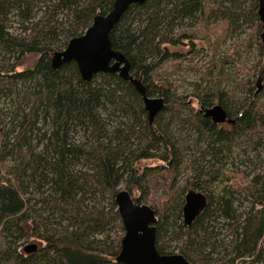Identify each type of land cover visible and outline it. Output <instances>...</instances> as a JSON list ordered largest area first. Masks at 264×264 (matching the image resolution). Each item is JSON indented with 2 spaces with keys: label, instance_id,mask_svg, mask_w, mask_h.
Segmentation results:
<instances>
[{
  "label": "trees",
  "instance_id": "1",
  "mask_svg": "<svg viewBox=\"0 0 264 264\" xmlns=\"http://www.w3.org/2000/svg\"><path fill=\"white\" fill-rule=\"evenodd\" d=\"M112 4L0 0V264H123L115 260L124 234L115 203L121 189L155 211L159 253L172 254L168 242L191 264H264V171L244 179L220 164L238 141L264 142V111L248 99L249 82H238L245 95L233 101L221 73L213 80L211 69L197 68L205 84H193L196 108L161 76L167 62L186 59L168 46L191 45L195 55L202 31L219 41L242 22L256 35L258 0H143L125 11L109 37L147 96L163 98L151 123L139 92L116 73L84 81L73 61L51 67L52 54ZM27 55L37 56L34 65L19 70ZM3 97L14 105L1 107ZM214 105L223 120L205 113ZM150 159L164 165L139 166ZM190 168V181L180 185L177 178ZM189 184L208 204L186 226ZM213 184L223 185L215 191ZM239 194L249 200L243 210ZM218 218L228 226L227 242L212 232ZM30 238L37 250L19 251Z\"/></svg>",
  "mask_w": 264,
  "mask_h": 264
},
{
  "label": "rangeland",
  "instance_id": "2",
  "mask_svg": "<svg viewBox=\"0 0 264 264\" xmlns=\"http://www.w3.org/2000/svg\"><path fill=\"white\" fill-rule=\"evenodd\" d=\"M253 23L259 26V31L256 35V28L254 30L250 23L244 24L242 22H239V26L236 27V30L231 27L228 34L219 41H216L215 36L212 35L210 37L207 35L205 31L200 32L194 40V48L200 49L195 55L188 52L192 48L191 45L168 46L169 51L181 52L186 57L182 62H167L165 66L166 70L161 73L162 77H168L171 83V92L185 96L187 101H190L194 107L199 108L200 104L195 98L196 93L193 84L199 82L205 84L204 81L200 79L204 74H202L203 72H200V70H197V68L204 71V69L208 67L212 71L211 77L213 80H217L220 73L222 74L220 76L223 80L222 86L226 87L231 92L230 96L233 101L245 95L246 89L238 82L248 81L249 85L247 84V89H251V94L248 96V99L256 103V106L264 111V43L260 39L261 22L258 19ZM210 28L216 30L218 26L216 24H211ZM36 59V55H27L23 59V65L19 70L31 68ZM178 66L179 68L175 69ZM13 105L11 97H3L1 99V107L9 109ZM220 164L223 166H219L228 172H242L245 176H243L244 179L260 173L264 171V142L257 144V142L251 143L248 140H240L233 148V153L227 158L221 159ZM160 165H164V163L156 159L145 160L139 164L141 168ZM190 171L191 168L182 172L176 181L180 185L190 181ZM222 185L223 184H213L211 187L216 191L219 190ZM190 189L196 190L189 184L185 194ZM162 194L163 190L159 189L155 195L158 197L162 196ZM143 195L149 196L150 193L145 191ZM243 196V194L236 196V206L240 210L249 206V200L244 199ZM131 197L135 201L137 194L132 193ZM181 223L183 224L182 218ZM212 226V232L217 240H224L227 242L228 240L225 239L229 238V230L225 221L218 218L213 222ZM32 242H36L38 245L40 244L35 239L30 238L21 242V246L18 250L22 252L23 246ZM166 244H169L170 247L174 249L172 254L178 252L175 249L177 243L167 242ZM43 245L44 243L41 244V246Z\"/></svg>",
  "mask_w": 264,
  "mask_h": 264
},
{
  "label": "water",
  "instance_id": "3",
  "mask_svg": "<svg viewBox=\"0 0 264 264\" xmlns=\"http://www.w3.org/2000/svg\"><path fill=\"white\" fill-rule=\"evenodd\" d=\"M143 0H113L111 10L105 15H96L90 26L80 36L71 38L64 49L52 54L50 63L53 69L74 62L81 78L89 81L98 73H116L120 78L130 82L142 97L148 121L151 123L163 109L161 97H150L140 78L130 73L128 59L121 52L114 50L109 34L125 11L135 3ZM257 14L261 22L260 39L264 43V0H258ZM205 113L215 122L221 121L225 113L218 105L205 108ZM115 203L122 221L124 234L120 240V250L116 261L123 264H191L181 254H161L155 245L156 222L155 211L146 204L136 203L131 194L124 189L115 195ZM205 194L190 189L184 195L182 206L183 224L190 226L207 206ZM37 250L35 242L23 246L27 254Z\"/></svg>",
  "mask_w": 264,
  "mask_h": 264
},
{
  "label": "flooded vegetation",
  "instance_id": "4",
  "mask_svg": "<svg viewBox=\"0 0 264 264\" xmlns=\"http://www.w3.org/2000/svg\"><path fill=\"white\" fill-rule=\"evenodd\" d=\"M214 106H216V105H214ZM213 107V106H212ZM211 108V107H210Z\"/></svg>",
  "mask_w": 264,
  "mask_h": 264
}]
</instances>
